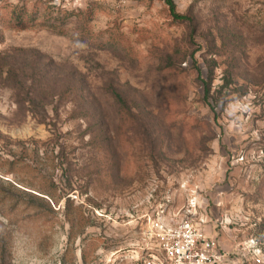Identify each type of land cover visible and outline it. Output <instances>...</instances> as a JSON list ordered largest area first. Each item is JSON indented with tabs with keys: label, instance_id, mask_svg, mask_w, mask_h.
Instances as JSON below:
<instances>
[{
	"label": "rangeland",
	"instance_id": "obj_1",
	"mask_svg": "<svg viewBox=\"0 0 264 264\" xmlns=\"http://www.w3.org/2000/svg\"><path fill=\"white\" fill-rule=\"evenodd\" d=\"M173 2L0 0L3 264H141L192 198L264 245V0Z\"/></svg>",
	"mask_w": 264,
	"mask_h": 264
},
{
	"label": "built area",
	"instance_id": "obj_2",
	"mask_svg": "<svg viewBox=\"0 0 264 264\" xmlns=\"http://www.w3.org/2000/svg\"><path fill=\"white\" fill-rule=\"evenodd\" d=\"M199 209V200L192 198L172 223L164 217L150 221L145 234L152 244L141 264H264V245L256 238L240 244L236 252L221 249L206 234Z\"/></svg>",
	"mask_w": 264,
	"mask_h": 264
},
{
	"label": "trees",
	"instance_id": "obj_3",
	"mask_svg": "<svg viewBox=\"0 0 264 264\" xmlns=\"http://www.w3.org/2000/svg\"><path fill=\"white\" fill-rule=\"evenodd\" d=\"M166 4H167V6L169 7V9H170V13H171V15H172V17L175 19V20H180V21H188L189 20V18L188 17H186V16H183V15H181V14H178L177 12H176V7H175V4H174V2H173V0H163ZM25 14V13H24ZM23 16V15H22ZM190 23H192V20L190 21ZM206 87H205V97L208 99L209 97H210V95H211V88H210V84L208 83V84H206L205 85ZM228 84H226L225 85V87L226 88H228ZM112 97H113V99L115 100V101H117L118 103H123L122 102V100H121V98H120V96L118 95V93L116 92V91H112ZM4 263V261H2V262H0V264H3Z\"/></svg>",
	"mask_w": 264,
	"mask_h": 264
}]
</instances>
